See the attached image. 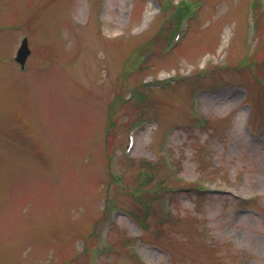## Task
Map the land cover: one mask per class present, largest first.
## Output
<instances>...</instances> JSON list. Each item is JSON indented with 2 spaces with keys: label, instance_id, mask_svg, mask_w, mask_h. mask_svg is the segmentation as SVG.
<instances>
[{
  "label": "rangeland",
  "instance_id": "1",
  "mask_svg": "<svg viewBox=\"0 0 264 264\" xmlns=\"http://www.w3.org/2000/svg\"><path fill=\"white\" fill-rule=\"evenodd\" d=\"M186 1L0 0V264H264V0Z\"/></svg>",
  "mask_w": 264,
  "mask_h": 264
},
{
  "label": "water",
  "instance_id": "2",
  "mask_svg": "<svg viewBox=\"0 0 264 264\" xmlns=\"http://www.w3.org/2000/svg\"><path fill=\"white\" fill-rule=\"evenodd\" d=\"M31 50L28 46L27 38H25L22 42V45L20 46L18 50V54L16 59L20 61L22 64L25 63L27 56L30 54Z\"/></svg>",
  "mask_w": 264,
  "mask_h": 264
},
{
  "label": "bare ground",
  "instance_id": "3",
  "mask_svg": "<svg viewBox=\"0 0 264 264\" xmlns=\"http://www.w3.org/2000/svg\"><path fill=\"white\" fill-rule=\"evenodd\" d=\"M179 92H180V93H179L180 95H181V94H183V95L186 94L183 90H182V91H179ZM183 97H184V96H183ZM198 104H199V102H198Z\"/></svg>",
  "mask_w": 264,
  "mask_h": 264
},
{
  "label": "trees",
  "instance_id": "4",
  "mask_svg": "<svg viewBox=\"0 0 264 264\" xmlns=\"http://www.w3.org/2000/svg\"><path fill=\"white\" fill-rule=\"evenodd\" d=\"M180 14V12L177 13V16Z\"/></svg>",
  "mask_w": 264,
  "mask_h": 264
}]
</instances>
